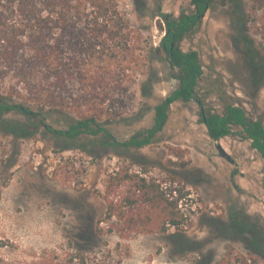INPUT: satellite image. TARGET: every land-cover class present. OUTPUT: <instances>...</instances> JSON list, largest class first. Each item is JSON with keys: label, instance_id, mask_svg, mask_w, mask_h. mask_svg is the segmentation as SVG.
<instances>
[{"label": "rangeland", "instance_id": "374dc122", "mask_svg": "<svg viewBox=\"0 0 264 264\" xmlns=\"http://www.w3.org/2000/svg\"><path fill=\"white\" fill-rule=\"evenodd\" d=\"M122 6L132 23L141 27L145 44L154 47L165 31L162 14L179 16L194 10L191 0H138V4L122 0ZM238 17L244 18L243 32L264 55V44L255 33L259 13L252 12V0H213L198 28L180 43L184 50L200 53L204 73L197 94L203 105L196 100L172 103L166 126L149 145L128 148L117 142L150 127L154 107L177 87L178 71L169 66L163 52L153 56L135 86L132 112L136 113L106 125L115 141L88 134L61 137L43 125L32 126L34 137L17 139L0 132V140L16 139L21 147L9 170V162L0 163V212L6 194H14L17 213L39 196L50 198L63 219L60 242L39 250H20L0 221V238L10 242L0 249L4 257L22 260L45 250L70 249L101 264H215L223 259V264H264V158L250 139L239 134L213 140L201 121L202 110L222 113L229 102L242 105L251 119L264 117V86L255 96L252 60L243 57L244 45L237 40ZM7 117L36 121L20 112ZM58 118L50 116L45 122L56 128L67 126ZM218 143L234 161L220 155ZM126 169L187 193L178 205L186 216L181 230L171 226L163 233L142 219L130 224L109 217L112 203L123 204L128 215L141 209L131 210L122 201L127 181L113 178L108 187L110 176ZM177 231L188 238L187 248L181 249L170 236Z\"/></svg>", "mask_w": 264, "mask_h": 264}, {"label": "trees", "instance_id": "16d2710c", "mask_svg": "<svg viewBox=\"0 0 264 264\" xmlns=\"http://www.w3.org/2000/svg\"><path fill=\"white\" fill-rule=\"evenodd\" d=\"M212 1L191 0L194 10L190 12L162 14L165 34L154 47L145 44L141 27L128 18L122 0H0V132L17 139L34 137L36 129L32 126L43 125L61 137L76 139L88 134L115 141L106 125L136 113L132 112L137 97L135 86L153 56L163 52L169 66L178 71L177 87L154 107L150 127L117 142L128 148L149 145L166 126L172 103L196 100L203 105L197 94L204 73L200 53L184 50L180 43L198 28ZM252 12L259 13L255 33L264 44V0H252ZM237 20V40L244 45L243 57L252 60L254 95L258 96L264 86V55L255 40L243 32L244 18ZM12 112L36 121L10 119L7 116ZM50 116L59 117L67 126L46 124ZM201 121L213 140L239 134L250 139L264 158V117L251 119L242 105L229 102L222 113L202 110ZM20 154L16 139L8 143L0 140V163L9 162L8 170ZM113 178L129 183L122 200L125 205L131 210L141 209L128 215L123 204L112 203L109 217L130 224L142 219L163 233L171 226L181 230L185 225L186 216L178 205L187 193L180 188H164L155 178L147 179L129 169L111 175L108 187ZM170 236L177 239L181 249L188 247V238L181 231ZM9 245L8 240L0 238V249ZM0 264L101 263L97 258L90 260L84 252L67 249L45 250L22 260L7 259L0 252Z\"/></svg>", "mask_w": 264, "mask_h": 264}, {"label": "clouds", "instance_id": "9594fccd", "mask_svg": "<svg viewBox=\"0 0 264 264\" xmlns=\"http://www.w3.org/2000/svg\"><path fill=\"white\" fill-rule=\"evenodd\" d=\"M14 194H6L0 212L6 236L20 250L54 247L60 242L63 219L50 198L34 196L27 201V208L15 212Z\"/></svg>", "mask_w": 264, "mask_h": 264}, {"label": "water", "instance_id": "95a60500", "mask_svg": "<svg viewBox=\"0 0 264 264\" xmlns=\"http://www.w3.org/2000/svg\"><path fill=\"white\" fill-rule=\"evenodd\" d=\"M206 14V12L205 13H203V16ZM217 148H218V150H219V153H220V155L222 156V157H224V158H226L227 160H229V161H234V158L228 153V151L224 148V146H222V144H220V143H218L217 144Z\"/></svg>", "mask_w": 264, "mask_h": 264}, {"label": "built area", "instance_id": "2783aa9c", "mask_svg": "<svg viewBox=\"0 0 264 264\" xmlns=\"http://www.w3.org/2000/svg\"><path fill=\"white\" fill-rule=\"evenodd\" d=\"M164 34H165V31H164Z\"/></svg>", "mask_w": 264, "mask_h": 264}]
</instances>
